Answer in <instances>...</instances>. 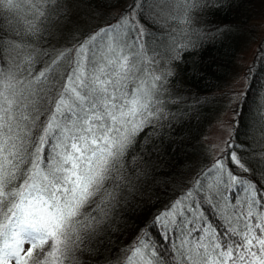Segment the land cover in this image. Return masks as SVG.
Returning <instances> with one entry per match:
<instances>
[{
    "label": "snow or ice",
    "instance_id": "obj_1",
    "mask_svg": "<svg viewBox=\"0 0 264 264\" xmlns=\"http://www.w3.org/2000/svg\"><path fill=\"white\" fill-rule=\"evenodd\" d=\"M109 6L118 13L95 23L93 0H0V264H264V153L239 139L247 132L128 243L109 238L147 183L145 130L182 99L168 64L223 3ZM253 103L264 140V95Z\"/></svg>",
    "mask_w": 264,
    "mask_h": 264
},
{
    "label": "trees",
    "instance_id": "obj_2",
    "mask_svg": "<svg viewBox=\"0 0 264 264\" xmlns=\"http://www.w3.org/2000/svg\"><path fill=\"white\" fill-rule=\"evenodd\" d=\"M261 1L222 0V7L199 17L196 27L203 38L180 52L179 58L168 64L173 72L170 87L182 99L170 106L169 120L163 121L154 130H145L150 139L141 140L140 144L147 161V164L141 165V169L146 167L148 170L147 183L140 186L141 190L135 198L122 203L112 224L114 231L109 237L115 244L128 243L132 238L129 230L142 228L141 222L146 215L150 219L180 191L183 182L190 180L211 161L212 152L206 137L214 121V103L217 107L220 102L213 93L233 73L241 46L246 44L250 47L258 41L260 35L254 25L261 17ZM93 2L98 5L95 23H104L109 19L107 14L118 13L119 8H112L110 4L119 2L123 6V0ZM252 68L246 88L247 91L251 85V94L247 103L243 97L234 136L237 131L247 132L248 135H241L239 139L248 141L259 155L264 153V140L261 139L258 116L254 111L257 106L253 101L257 93L264 95V38ZM242 123L247 127H241Z\"/></svg>",
    "mask_w": 264,
    "mask_h": 264
},
{
    "label": "rangeland",
    "instance_id": "obj_3",
    "mask_svg": "<svg viewBox=\"0 0 264 264\" xmlns=\"http://www.w3.org/2000/svg\"><path fill=\"white\" fill-rule=\"evenodd\" d=\"M258 7V6H257ZM261 17L256 21L254 29L259 32V39L252 46L243 44L238 51L233 73L218 90L213 93L217 101L214 103V121L211 123L206 137V143L211 148L212 157L219 154L226 140L234 137V128L244 93L248 86L247 70L255 62L256 55L264 38V0L259 3ZM219 110V111H218Z\"/></svg>",
    "mask_w": 264,
    "mask_h": 264
}]
</instances>
